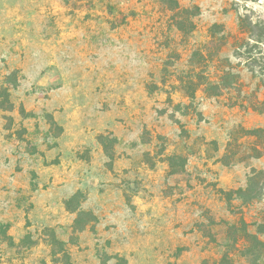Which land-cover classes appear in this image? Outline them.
Instances as JSON below:
<instances>
[{
    "label": "rangeland",
    "instance_id": "rangeland-1",
    "mask_svg": "<svg viewBox=\"0 0 264 264\" xmlns=\"http://www.w3.org/2000/svg\"><path fill=\"white\" fill-rule=\"evenodd\" d=\"M175 1L0 0V264H264V0Z\"/></svg>",
    "mask_w": 264,
    "mask_h": 264
},
{
    "label": "trees",
    "instance_id": "trees-1",
    "mask_svg": "<svg viewBox=\"0 0 264 264\" xmlns=\"http://www.w3.org/2000/svg\"><path fill=\"white\" fill-rule=\"evenodd\" d=\"M168 2H170L171 4H173V7H172L173 9L172 10L175 11V15H177V16L178 15H181V16L182 15H185L184 16L185 17V20L188 21L189 26H190L188 32L191 31L192 28H193V26H194L193 23H192V21L189 20V16H188L189 14H191L190 13L191 12V9L180 7L179 4H178V2L175 1V0H168ZM195 10H197V7H195ZM240 24H241V26H245L244 19H241ZM248 26L251 28L250 30L245 29L246 32L251 36V37L250 36L248 37V40L255 41L256 43H258V42L259 43L264 42V35L263 34L256 35V32L254 33V29L258 25L256 23H254L253 25L251 23H248ZM215 27H216V25H215ZM179 28H181V30H183V27L181 25H179ZM244 44L249 46V41H246ZM189 84L192 85L193 83L190 82ZM193 96H194V92L189 95V97H191V98H193ZM104 138L105 137H103V136H99V139L100 140H103ZM176 159H177V157H175V156H170L167 159L168 160V164H169V170H170V173L171 174H175V173H178V172L179 173H182L185 170L186 160L185 159H180L181 160L180 161V164H179L180 165L179 166L180 169L177 170L176 169L177 164H176V161H175ZM263 172L264 171H260L259 174L260 173L262 174ZM254 183L256 185L255 178H254V176H251L249 178L248 186H247L246 189L239 188V189H235V190L232 189V190H229V191H224V190L220 189V192H221V194H224L228 199L232 198L233 196H238L239 198H245L246 200L251 201L252 199H255V198L259 197L258 195H255V194L253 195V193L250 194V191L253 190L252 189V185H254ZM77 196H78V193H75L72 198H75ZM72 212L73 213L74 212H77L78 216L80 214L81 215L88 216V220L89 221L96 220V217H94V215H92L91 213H87V212H83V211H78V208L73 209ZM79 220H80L79 218L76 220L77 223H78ZM88 220L86 222H89ZM87 224L88 223H84L81 227H79V229L80 230H83L86 227ZM91 229L93 230L94 227L91 226ZM256 230H257V233L258 234H264V223L259 224L257 226V229ZM50 236H51V239H52V242H53L54 245L62 246L64 244L63 241H60V240H58L55 237L53 231H51ZM245 237L247 238V240L249 242H251V243H258V244H260V246H262L264 248V242L261 241L257 237L256 234H249V233H247V231H245ZM8 238H10V237H8ZM62 251L65 254L66 258H68V255L65 253V251L63 249H62ZM111 258H113L115 260V264H128V261H127V259L124 256L114 255Z\"/></svg>",
    "mask_w": 264,
    "mask_h": 264
},
{
    "label": "crops",
    "instance_id": "crops-1",
    "mask_svg": "<svg viewBox=\"0 0 264 264\" xmlns=\"http://www.w3.org/2000/svg\"><path fill=\"white\" fill-rule=\"evenodd\" d=\"M62 125H63V128H65V125L64 124ZM65 129H66L64 130L65 132L63 131V133L60 134L59 141H58L61 147L60 151L63 152L64 156H66L68 153L75 152V150L77 149L76 146L78 144V140L79 138L81 139L82 134H83L81 131H78V130H74V132H69L67 128ZM40 176H41L40 180L44 181V178H45L44 175L40 173ZM52 183L53 184L57 183L56 177L54 179V182Z\"/></svg>",
    "mask_w": 264,
    "mask_h": 264
}]
</instances>
